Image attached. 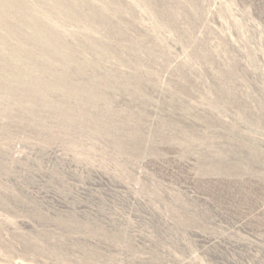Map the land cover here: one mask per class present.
Instances as JSON below:
<instances>
[{"label":"rangeland","instance_id":"obj_1","mask_svg":"<svg viewBox=\"0 0 264 264\" xmlns=\"http://www.w3.org/2000/svg\"><path fill=\"white\" fill-rule=\"evenodd\" d=\"M0 264H264V0H0Z\"/></svg>","mask_w":264,"mask_h":264}]
</instances>
